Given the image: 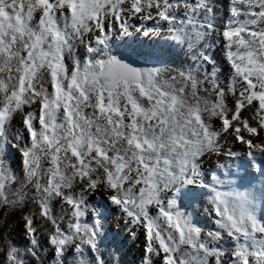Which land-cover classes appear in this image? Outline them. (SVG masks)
Returning a JSON list of instances; mask_svg holds the SVG:
<instances>
[{"label":"snow or ice","instance_id":"6c2138e0","mask_svg":"<svg viewBox=\"0 0 264 264\" xmlns=\"http://www.w3.org/2000/svg\"><path fill=\"white\" fill-rule=\"evenodd\" d=\"M0 206V264H122L105 213L140 264H264V0H0Z\"/></svg>","mask_w":264,"mask_h":264},{"label":"rangeland","instance_id":"374dc122","mask_svg":"<svg viewBox=\"0 0 264 264\" xmlns=\"http://www.w3.org/2000/svg\"><path fill=\"white\" fill-rule=\"evenodd\" d=\"M142 39H145V37L141 36ZM155 39V38H154ZM146 41H150V40H146ZM129 43H133L132 38H129ZM151 44V43H149ZM152 45V44H151ZM140 44L136 43L134 44V47H139ZM170 71L173 72V74H175V70L171 69ZM28 110H32V109H28ZM17 133H20L22 136H26L27 133L25 132L24 128L20 126V118H17L16 123L12 126V128L10 129V146L7 149V160L12 164L13 168L17 171V173L20 172V170L22 169V163H21V156L19 151L15 148L14 146V142H15V138L17 136ZM20 143H23V140H20ZM239 147V146H237ZM15 156V157H14ZM216 160H212L210 163L206 162L205 167L206 168H210L213 167L216 164ZM221 163H224L226 165H232V167L229 168H225V169H216V171L221 174L222 179H225V181L227 180V177L224 175V173H227L229 171H231L232 173H235L236 170L234 168V165L240 163V161H229L226 158H220ZM241 174H242V170H241ZM91 207V204H90ZM1 212H0V237H2V239L4 241H6L8 244H12L15 243V245L20 248L21 251H23V248L26 244V240L24 238L23 235V222L22 220L19 219L18 215L13 213V210L11 208H3L1 207ZM18 221V223L20 222V224H18L17 226H15L16 222ZM205 222H207V219L204 220ZM109 228L113 231V232H117L119 231L121 237L123 238V240H127V242L125 243L124 241L122 248L120 249V253H119V257L122 260V264H140V258H141V249L143 246V237L142 235L136 239V240H132L129 239L127 236V233L124 231L123 227L120 226L119 224V220L117 222L114 223H110L108 224ZM119 228V229H117ZM8 233V234H6ZM15 238L17 240V242L15 241ZM110 238V235H108L106 241H108ZM105 242V241H104ZM135 244V246L133 245ZM107 243L103 244V247L106 248ZM125 255L130 256L132 259L131 261L127 260V262L125 261Z\"/></svg>","mask_w":264,"mask_h":264},{"label":"trees","instance_id":"16d2710c","mask_svg":"<svg viewBox=\"0 0 264 264\" xmlns=\"http://www.w3.org/2000/svg\"><path fill=\"white\" fill-rule=\"evenodd\" d=\"M120 39H122V38H120ZM120 39H118V41L120 40ZM147 40V38L146 39H144V40H142V39H139L138 38V41L137 42H135L134 44H136V43H138V44H140L139 43V41H142L143 43L142 44H140V46L139 47H142L145 51H148V50H150V48L152 47V45L151 44H149V43H151V41H146ZM134 44H133V46H134ZM171 69H173L171 66H169V70H171ZM15 157V156H14ZM100 202H102V201H100ZM1 207L2 206H0V212H1ZM200 209L199 208H197V211H199ZM105 215H109V220L108 221H106L105 222V224H104V227H105V229H107V226H108V224H110V223H114V222H117L118 220H119V216L118 215H116V216H113V215H111V214H108V213H105ZM199 216V215H198ZM199 221V220H198ZM199 222H201L202 224H204L202 221H199ZM18 224H20V222L18 223V221L16 222V224H15V226H17ZM118 233H119V231H117ZM6 234H8V233H6ZM109 235H110V238H109V240L108 241H106L105 240V242L104 243H107V245L108 246H106V248H104L103 247V245H102V251H104V250H110V245H109V243L111 242V240H112V233H109ZM15 241L17 242V240H16V238H15ZM117 241L119 242V246H120V249L122 248V246H123V238L121 237V235H120V233L117 235ZM125 243L127 242V240H125L124 241ZM125 261L127 262V260H129V261H131V257L130 256H128V255H125Z\"/></svg>","mask_w":264,"mask_h":264},{"label":"clouds","instance_id":"9594fccd","mask_svg":"<svg viewBox=\"0 0 264 264\" xmlns=\"http://www.w3.org/2000/svg\"><path fill=\"white\" fill-rule=\"evenodd\" d=\"M118 39H120V37H117V40ZM97 197H99L101 194L100 193H96L95 194ZM97 203H100V201H99V199H97V201H96ZM206 206V205H205ZM200 211V210H199ZM205 219H208L206 216H204L203 214H201V215H199V216H197V220H199V221H202L203 223H207V222H205L204 220ZM109 228V226H107V229ZM134 246H135V244H133Z\"/></svg>","mask_w":264,"mask_h":264}]
</instances>
